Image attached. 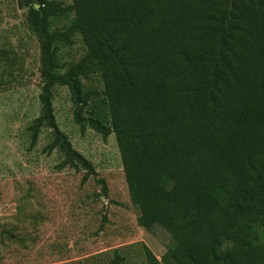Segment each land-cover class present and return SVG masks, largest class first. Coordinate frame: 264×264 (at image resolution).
Here are the masks:
<instances>
[{"label":"trees","instance_id":"trees-1","mask_svg":"<svg viewBox=\"0 0 264 264\" xmlns=\"http://www.w3.org/2000/svg\"><path fill=\"white\" fill-rule=\"evenodd\" d=\"M18 3L38 45L29 145L49 128L42 150L59 154L56 167L93 173L56 125L64 86L79 130L113 135L136 224L170 237L158 259L144 246L145 261L129 264H264V0ZM67 11L66 27L48 30ZM74 33L85 52L58 73L55 44ZM96 68L101 89L88 79ZM99 96L107 122L83 114ZM106 264L126 262L113 250Z\"/></svg>","mask_w":264,"mask_h":264},{"label":"rangeland","instance_id":"rangeland-1","mask_svg":"<svg viewBox=\"0 0 264 264\" xmlns=\"http://www.w3.org/2000/svg\"><path fill=\"white\" fill-rule=\"evenodd\" d=\"M25 12L18 0H0V264H106L113 250L129 264L145 261L144 246L158 259L170 243L168 233L136 224L113 135L81 132L64 86L53 95L56 125L93 173L82 179V169L56 167L59 154L42 150L49 128L29 145L26 126L38 114L40 78L37 40ZM72 17L71 11L49 17L48 30H63ZM55 46L58 73L85 52L78 33ZM98 71L88 79L101 89ZM83 114L107 122L103 97L92 99Z\"/></svg>","mask_w":264,"mask_h":264}]
</instances>
